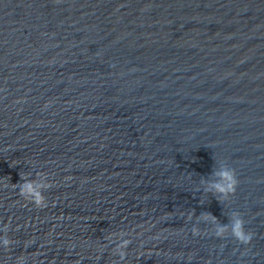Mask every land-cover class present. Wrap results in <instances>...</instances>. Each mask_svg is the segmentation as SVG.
Masks as SVG:
<instances>
[{
    "label": "water",
    "instance_id": "95a60500",
    "mask_svg": "<svg viewBox=\"0 0 264 264\" xmlns=\"http://www.w3.org/2000/svg\"><path fill=\"white\" fill-rule=\"evenodd\" d=\"M5 239L0 264H264V0H0Z\"/></svg>",
    "mask_w": 264,
    "mask_h": 264
},
{
    "label": "clouds",
    "instance_id": "9594fccd",
    "mask_svg": "<svg viewBox=\"0 0 264 264\" xmlns=\"http://www.w3.org/2000/svg\"><path fill=\"white\" fill-rule=\"evenodd\" d=\"M215 181L209 183L205 191L212 192L219 199H226L231 193L235 191L236 177L234 171L227 167L225 164H220L219 169L214 173ZM22 178V177H21ZM24 181L20 184L21 195L26 199L39 203L43 200V193L47 190L45 179L37 177L35 180L28 178H22ZM227 225L217 223L215 218L212 220V224L215 226L214 230L216 234L222 235L225 231L230 230L231 235L240 241L241 243H248L251 240V235L245 229V222L239 213H233L229 218ZM207 222V221H206ZM7 243L5 239L0 241ZM128 241L121 240L120 246L123 247ZM26 264V262H21Z\"/></svg>",
    "mask_w": 264,
    "mask_h": 264
}]
</instances>
